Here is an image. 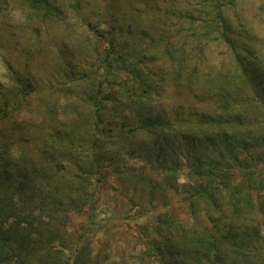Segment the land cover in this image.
<instances>
[{
	"label": "trees",
	"instance_id": "trees-1",
	"mask_svg": "<svg viewBox=\"0 0 264 264\" xmlns=\"http://www.w3.org/2000/svg\"><path fill=\"white\" fill-rule=\"evenodd\" d=\"M0 60V264H108V192L119 264H264V0H0Z\"/></svg>",
	"mask_w": 264,
	"mask_h": 264
},
{
	"label": "rangeland",
	"instance_id": "rangeland-1",
	"mask_svg": "<svg viewBox=\"0 0 264 264\" xmlns=\"http://www.w3.org/2000/svg\"><path fill=\"white\" fill-rule=\"evenodd\" d=\"M10 20L15 25H18L22 21V18L20 14L14 12L11 14ZM4 75L5 71L0 60V83H4ZM180 182H184L183 177H181ZM158 211L159 209L156 212ZM170 211L181 220L187 219L181 197L177 196L172 200ZM136 215L135 209L130 208L125 198L118 195V193L108 192L100 196L99 203L90 216L78 217L70 212V229L79 232V228L82 224L96 229L97 232L92 236L94 248L97 250L103 242L106 240L110 241L111 250L108 264L111 262L119 264V257L121 252L124 251V247L128 250L127 253L129 256L130 254H134V256L135 254L143 256L144 248L140 246L134 248L135 245L132 243L135 234L131 226L136 222L140 223L143 221L142 219H136ZM111 235L113 237L110 238ZM129 256L127 257L129 258ZM127 261L128 260L124 258L122 263H127ZM152 263L159 264V262Z\"/></svg>",
	"mask_w": 264,
	"mask_h": 264
}]
</instances>
